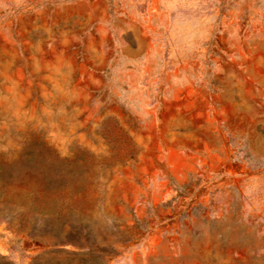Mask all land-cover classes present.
<instances>
[{
    "label": "rangeland",
    "instance_id": "1",
    "mask_svg": "<svg viewBox=\"0 0 264 264\" xmlns=\"http://www.w3.org/2000/svg\"><path fill=\"white\" fill-rule=\"evenodd\" d=\"M27 154L0 264H264V0H0V167ZM25 185L91 233L24 226Z\"/></svg>",
    "mask_w": 264,
    "mask_h": 264
},
{
    "label": "trees",
    "instance_id": "2",
    "mask_svg": "<svg viewBox=\"0 0 264 264\" xmlns=\"http://www.w3.org/2000/svg\"><path fill=\"white\" fill-rule=\"evenodd\" d=\"M40 158V157H39ZM46 157H41L40 160L44 162ZM18 165H11V167L2 166L0 167V184L1 187L7 185V183H17L20 181L19 175H16L17 166L24 167L23 170L26 172L32 173V168L35 167L34 165V157L33 155L27 154L23 156ZM61 191L60 193H62ZM34 190L28 185H25L23 190H21L20 194L18 195V201L15 207H12L11 214L15 211L21 214L24 211H28L31 214L34 212L38 213V217L29 218L27 215L19 217V220L22 222L24 226H32L36 228H41V231L45 230H53L58 231L59 237L68 236L71 233L86 231L91 233V229L86 226L87 224L78 216V213L74 207H64L59 203L55 204L52 207H47V205H41L40 209L35 204V199L33 198ZM3 209L0 206V215L3 213ZM66 213H69L71 217H68ZM10 214V213H8ZM79 217V219H73ZM87 227V228H86ZM28 228V227H27ZM44 232V231H43Z\"/></svg>",
    "mask_w": 264,
    "mask_h": 264
}]
</instances>
